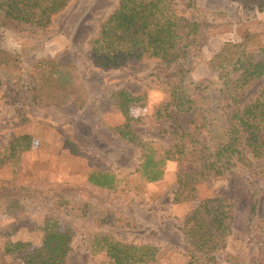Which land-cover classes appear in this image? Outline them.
Instances as JSON below:
<instances>
[{
  "label": "rangeland",
  "instance_id": "1",
  "mask_svg": "<svg viewBox=\"0 0 264 264\" xmlns=\"http://www.w3.org/2000/svg\"><path fill=\"white\" fill-rule=\"evenodd\" d=\"M118 1L70 0L63 10L52 16L47 31H37L33 38L12 37L0 32V57L6 53L15 60L11 72L0 67V198L11 195L26 198L16 209L18 214H24L26 225L18 229L13 242L39 247L43 217L57 210L50 199L55 194H65L74 203L88 200L112 207L114 228L101 231L103 234L123 244H150L157 249L153 262L143 260L136 264H187V245L181 228L187 223L190 211L202 200L228 195L229 182L223 178H186L185 175L197 174L198 170H194L195 166L188 168L185 162H168L160 181L143 182L135 173L140 158L138 149L115 130L125 120L117 109L114 95L124 91L143 97L137 105L128 107L129 116L138 119L130 123L132 133L156 151L167 149L171 144L172 126H188L191 109L203 103L202 89L215 77V73L206 70L203 60L212 56L224 42L244 40L247 31L264 32V13L256 10L262 0H200L202 7L225 12L224 23L230 31L208 36L203 41L197 59L200 64L191 77L194 82L189 88L193 90L191 93L189 89L174 90L175 79H169L168 72L155 60H143L118 70H102L89 63L86 59L88 42L97 37L99 26ZM173 1L176 14L189 19V12L181 1ZM81 7L85 13L72 26L71 17ZM256 42L264 44V35L258 36ZM45 58L58 62L70 59L76 64L88 92V101L82 110L71 107L57 110L29 102L22 90L28 84L25 75L32 64ZM263 89L264 78L253 82L239 96L238 107L252 102ZM190 101H194L192 108ZM163 103L169 104V118L155 121L153 114ZM203 105L213 117L212 124L222 126L223 117L216 108V98L212 96ZM21 135L31 137V147L12 154L9 143ZM256 164L252 161L245 172L258 198L253 228L227 243L226 251L239 261L229 263L217 256L213 262L202 258L199 261L202 264H264V171ZM93 171L114 174L120 181L119 186L115 191L91 186L87 175ZM121 214L133 218L138 228L117 229ZM62 220L73 231L71 251L64 264H107L105 253L89 254L88 239L97 232L89 220L76 219L71 224V218V221L67 217ZM9 222L11 220L0 209V227ZM3 249L4 239L0 237V264H22L15 257L4 255Z\"/></svg>",
  "mask_w": 264,
  "mask_h": 264
},
{
  "label": "trees",
  "instance_id": "2",
  "mask_svg": "<svg viewBox=\"0 0 264 264\" xmlns=\"http://www.w3.org/2000/svg\"><path fill=\"white\" fill-rule=\"evenodd\" d=\"M69 1L0 0V32L12 37L33 38L37 31H47L52 16L63 10ZM180 1L189 12V19L176 14L173 0H119L99 26L97 37L88 42L86 59L93 67L102 70H118L143 60H155L168 72L169 79H175L174 90H188L194 84L191 77L200 64L197 59L203 41L208 36L230 31V27L224 23V11L202 7L200 0ZM256 10L264 13V0ZM84 13L85 9L81 7L71 17V25L75 26ZM260 35L264 32L247 31L244 40L224 42L212 56L203 60L206 70L215 73V77L202 89L203 103L191 109L188 126H172L171 144L167 149L156 151L151 144L141 142L132 133L130 123H136L138 119L129 116L128 107L137 105L143 97L124 91L114 95L117 109L125 120L115 130L138 149L140 158L135 173L143 182L160 181L168 162H185L188 168L195 166L197 174H187L186 178H223L229 182L228 195L202 200L190 211L187 223L181 228L187 245V264H202L199 262L202 258L213 262L217 256L229 263L239 261L226 251L227 243L231 238L239 239L248 234L253 228L258 198L245 172L252 161L264 171V89L242 108L238 107V100L249 85L264 78V44L256 42ZM14 62L12 56L2 53L0 67L11 72ZM25 76L28 84L22 90L32 105L82 110L88 101L81 73L70 59L65 62L50 58L38 60ZM212 96L216 98V108L223 117V124L219 127L212 124L209 109L203 108L204 102L210 101ZM168 106V103L161 104L153 119L169 118ZM31 143L30 136L21 135L9 143V149L12 154H20L28 150ZM87 182L107 191H115L120 184L119 179L107 171L90 172ZM25 200L17 195L0 198V209L11 220L0 227L3 252L22 264L65 263L71 251L73 231L63 222V217L71 218L72 222L68 220L70 224L76 219L91 222L97 232L88 239L87 249L91 256L105 253L107 264L153 262L155 258L157 249L150 244L127 245L101 232L114 228L112 207L88 200L74 203L65 194H55L50 199L57 210L43 217V237L39 247L13 242L12 237L18 229L26 225L24 214L16 212ZM136 228L133 218L120 215L117 229Z\"/></svg>",
  "mask_w": 264,
  "mask_h": 264
}]
</instances>
